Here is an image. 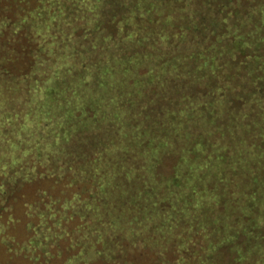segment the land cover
<instances>
[{
	"label": "trees",
	"instance_id": "1",
	"mask_svg": "<svg viewBox=\"0 0 264 264\" xmlns=\"http://www.w3.org/2000/svg\"><path fill=\"white\" fill-rule=\"evenodd\" d=\"M183 2L0 0V264H264V0Z\"/></svg>",
	"mask_w": 264,
	"mask_h": 264
},
{
	"label": "rangeland",
	"instance_id": "2",
	"mask_svg": "<svg viewBox=\"0 0 264 264\" xmlns=\"http://www.w3.org/2000/svg\"><path fill=\"white\" fill-rule=\"evenodd\" d=\"M175 2V5L181 6L179 3L183 5V0H173ZM260 44L264 45V42H261ZM264 50V48H262ZM261 49V50H262ZM264 54V53H263ZM264 58V55H263ZM5 144H2V147ZM12 153V150H8V155ZM179 162V156L175 153H166L163 154L161 157L156 162L155 168H154V173L156 175V178L158 180H165L169 177H171L176 170V167ZM4 164L6 166L9 165V168H11V165H18L15 161L9 160V164L2 163L0 164V172L2 171ZM11 164V165H10ZM36 165V164H35ZM24 167H28V164L25 163ZM29 187V186H27ZM31 188V187H30ZM40 192V191H39ZM248 249V242L246 241L245 237L241 235V237L237 240L235 245L232 244H223L220 245L219 247V256L217 258V264H240V251ZM94 264V262L92 263Z\"/></svg>",
	"mask_w": 264,
	"mask_h": 264
}]
</instances>
